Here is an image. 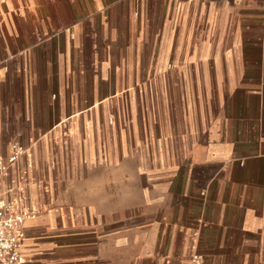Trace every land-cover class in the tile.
Masks as SVG:
<instances>
[{
    "label": "crops",
    "instance_id": "crops-1",
    "mask_svg": "<svg viewBox=\"0 0 264 264\" xmlns=\"http://www.w3.org/2000/svg\"><path fill=\"white\" fill-rule=\"evenodd\" d=\"M20 145L24 264H264V0H0Z\"/></svg>",
    "mask_w": 264,
    "mask_h": 264
},
{
    "label": "built area",
    "instance_id": "built-area-1",
    "mask_svg": "<svg viewBox=\"0 0 264 264\" xmlns=\"http://www.w3.org/2000/svg\"><path fill=\"white\" fill-rule=\"evenodd\" d=\"M23 146L15 148L8 159L0 158V264H24V225L33 211L15 206L2 188V175L23 155Z\"/></svg>",
    "mask_w": 264,
    "mask_h": 264
},
{
    "label": "rangeland",
    "instance_id": "rangeland-1",
    "mask_svg": "<svg viewBox=\"0 0 264 264\" xmlns=\"http://www.w3.org/2000/svg\"><path fill=\"white\" fill-rule=\"evenodd\" d=\"M185 65L186 63L183 61V57H156L155 66L157 72H162L164 70L176 71L178 75L181 77L182 82H183V67ZM172 75L175 74H171V76ZM177 84H180V81H178ZM115 116L116 115L113 114V118ZM172 161L176 169L177 168L179 169V171L176 174L172 175L176 177V194H177L176 196L183 197V158L180 159L178 157H174ZM123 192H124V198H129V199L131 198L133 193V191L130 189H125ZM143 192L142 190L140 191L141 197L142 194H144Z\"/></svg>",
    "mask_w": 264,
    "mask_h": 264
}]
</instances>
